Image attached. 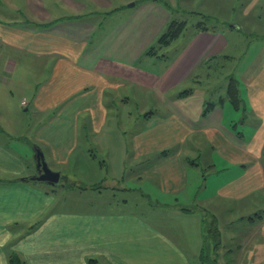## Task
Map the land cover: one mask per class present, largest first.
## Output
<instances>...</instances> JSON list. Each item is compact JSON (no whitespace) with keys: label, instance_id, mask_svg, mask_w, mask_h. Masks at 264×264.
<instances>
[{"label":"crops","instance_id":"crops-1","mask_svg":"<svg viewBox=\"0 0 264 264\" xmlns=\"http://www.w3.org/2000/svg\"><path fill=\"white\" fill-rule=\"evenodd\" d=\"M66 1L68 7L87 9L101 0ZM4 2L12 10L0 4L1 70L15 75L21 62L35 73L32 82L27 69L17 79L26 92L20 107L34 118L33 159L40 149L61 177L55 186L35 180L38 169L30 171L24 157L0 139V264H10L13 254L23 264H202L203 218L199 211L184 208L217 199L222 208L212 211L219 218L232 213L225 206L231 200L240 204L236 209L264 208V39L256 32L245 35L242 25L262 24L264 0H119L109 5L101 1L112 9L97 21L92 19L96 9L81 13L76 9L74 16H85L82 22L56 18L42 27L29 25L40 20L23 18L18 0ZM33 3L28 0L29 7ZM198 6L197 12L216 18L218 24L209 22L200 30L197 21L185 39V33L176 39L169 55L160 54L162 49L148 53L172 19L183 20L176 14H195ZM236 8L241 22L230 17ZM5 48L15 58H7ZM142 56L161 63L159 70L137 65L136 58ZM232 78L237 81L240 107L228 93ZM9 83L2 79L1 84ZM136 90L147 102L154 99L166 109L170 102L173 107L147 112L146 125L127 139L111 124L120 118L116 103H128L130 92ZM198 98L201 102L195 106ZM243 105L251 113L239 124L226 109L242 115ZM247 133L252 138L246 142ZM194 136L204 137L199 144L188 142ZM91 137L95 148H111L115 155L110 154L111 161L119 158L120 149L122 163L131 158L145 167L161 195L184 196L187 203L136 211L127 207V199L117 200V188L105 186L111 177L100 175L94 184L83 183L89 179L70 168L93 164L88 162L92 149L80 152L81 143ZM203 146L220 164L211 161L212 168H219L212 174L217 187L205 198L199 189H207L209 179L195 182L192 174L193 169L199 174L196 159ZM107 163L110 166L107 160L98 164ZM113 180L122 181L117 175ZM96 183L99 187L93 188ZM254 220L259 240L253 241L249 257L240 256L239 264H252L264 250V219L259 214Z\"/></svg>","mask_w":264,"mask_h":264},{"label":"rangeland","instance_id":"rangeland-1","mask_svg":"<svg viewBox=\"0 0 264 264\" xmlns=\"http://www.w3.org/2000/svg\"><path fill=\"white\" fill-rule=\"evenodd\" d=\"M4 1L5 0H0V4H2L6 10H12L11 6ZM18 1L22 4L21 8L23 10V15H25L23 18L28 19L32 17V19L35 21L40 20V22L37 23L35 22L34 24H29V25L42 27V26L52 25L51 22L49 21L51 19H56V18H61V19L66 18L68 20L73 19V21L79 19L82 22V18H84L85 16H81V17L74 16L76 9H78L79 13L83 12V10H85L86 12H91L89 11V9H91L92 11L96 9L95 11H93L95 12L96 18H92V19L97 21L99 18H101L100 15L101 13H106L112 9V8H106L109 6L103 4L101 1L109 5L110 2L116 3L119 0H101L98 1L97 4L93 6L92 5L89 6L87 9L82 7H78V8L68 7V5H66L67 4L66 0H32L35 3H33V6L31 7L28 6V0H18ZM32 7L37 8L39 12L36 13L31 12V9H33ZM97 7H102V8L98 9ZM200 9L201 8L198 6L195 10L196 11L195 14L194 13L191 14L188 12H182V15L179 14V16L178 14H176L177 18H181L183 20L185 19L188 22V28L184 32L185 34L182 35L183 37L186 36L189 30L193 29V24H195L197 21L204 20L201 15L197 14L199 13L197 11H199ZM234 10L235 12H232L230 17H233L234 19L238 20V22H241L242 17L238 13V8ZM218 17L220 19H223V17L221 16ZM214 20L210 21L211 22L210 25L214 26L218 24V22ZM261 21L262 24H242L245 27L243 33L248 36L249 32H256L258 33L257 35L262 36V37L259 36L260 39H264L263 38L264 19ZM56 30L57 31L59 30V26L56 27ZM254 40L255 39H253V44L256 43L254 42ZM176 41L177 40H175L171 44V46L163 48L160 51V54L169 55L172 52L169 50L172 48L174 49V47L176 46L175 45ZM3 50H4L3 52L6 53L7 58H15L13 53L6 52L8 51L6 50V48ZM251 53L252 50L249 52V54ZM1 61H0V82L2 83V79H4L5 81L10 80V83L9 84L0 83V139L5 143V145L9 150L17 152L21 157H24V159L28 163L30 171H32L35 168L38 169L37 161L35 157H34L35 161L33 159V149H34L33 141H34V135L36 133V129L32 128L34 118L31 116V113H29V111L26 112L25 108L20 107V102L22 100L21 97L26 92H23V89L21 88V86H19V83H17V79L21 77L22 71L27 69V74H28L27 78L29 82H32L33 80L32 77L34 76L35 73L34 72L32 73V71L29 70V66H21L22 65L21 62H19L20 64L18 67V71L16 72L15 75L3 73V71L1 70ZM135 63L143 68H147L153 71L159 70L161 64L149 58H145L143 56L136 58ZM216 77L219 76L216 74ZM199 88H203V87H199ZM123 93L124 92L121 91L120 95H122ZM130 94H131L130 101L128 103L121 101L116 103V107L118 111L115 110V112H118L120 118L118 120H113L111 124V127L113 129H115L116 126H118V128L120 127L122 131L125 132L124 136L127 139H130L133 132H137L138 130H141L142 127L146 125L143 116L147 112L152 111L154 109L155 110L157 109V111L158 110L169 111V109L173 107V104L170 102H167V109L164 107V105L161 102L156 103L154 99H152V101L147 102L146 97L140 96L143 94L137 90L134 93L130 92ZM197 95L199 96L200 94ZM208 100H210V98H208ZM199 102H201L200 98L196 99L195 103L193 104L195 106H198ZM244 109L245 106L243 105L242 115L241 114L236 115L233 112L229 113L230 111H228L227 109H226V113L228 114V117L234 116L235 118H233V121L239 123V121L243 119V116H245V114L251 113L250 110H244ZM126 110L128 111L126 112ZM241 130H242L241 128L238 129V131L240 132ZM202 137L204 136H194L188 142L191 143L196 142L199 144L198 140ZM251 138H252L251 134L248 133L245 134L246 142L249 141ZM93 142L94 141L92 140L91 137L87 139L84 143H81L80 152H82V150L86 148L88 150L92 149L90 150L89 153L90 155H93V159L92 160L88 159V162L89 164L97 163V165L94 166L92 164L91 166L88 167L72 166V168H70L71 171L77 172L78 176L87 177V179H89L88 182L84 181L83 183L94 184L95 182L92 181L96 180L97 177L100 175L105 178L111 177L112 179L108 180L106 183L103 182L105 186L117 188L119 190L116 193L117 200L121 202L124 199H127L128 200L127 207L129 209H133L136 211L142 210L150 206L160 207L161 204H166V203L167 204H173L176 202L181 204L187 203L186 202L187 198H185L184 196L181 197V196L172 195L170 196V198H167L161 195L159 188L150 179L151 176L149 174L144 173L145 167H141L140 165L134 163L131 160V158L125 160V162L122 163L121 159L123 153L120 151V149L118 151L119 158L117 160L116 158H114V160L111 161L110 154L114 155V152L111 151V148H108V151H103L96 147L98 149L97 150ZM204 143L205 141L203 139L200 142V144L204 145ZM80 152L77 151L76 154H79ZM168 153L173 154L174 152L169 151ZM197 153L199 157L196 159V161L199 167V174L201 175L199 176L198 171L196 169H193L192 174L194 173L193 177L195 178L193 180L195 181L198 180V178H203V177L209 179L207 189H203V188L199 189L200 193H202L201 198H205L207 195L209 196L210 193L213 192V187L214 188L217 187L214 180L215 175L212 174L214 171H217L214 169H219L217 167H220V164L218 163L219 161L216 158L208 157V154L210 153L208 146L199 147ZM28 155H30L29 158ZM190 155H194L193 152H190ZM100 160H107L110 163V166L107 163L108 166L105 165V167H99L98 163ZM211 161H213L218 166L212 168V166H210ZM124 164L125 166H123ZM116 175L118 179L122 180L121 182L117 181L119 182L117 183L115 180H113ZM139 176L145 177L144 180L137 179ZM132 178L136 180L131 181ZM80 185H84V184H80ZM95 185H100V184L96 183ZM106 194L107 196L110 195V193H106ZM239 205H237L235 201L231 200L230 203H227L225 206L230 208L232 210V213L221 215L220 218L212 211L214 208L218 211L222 208L220 207L222 206V204H218L217 199L211 200L208 203L206 202V204H201V206L199 207V211H202L205 208L207 209V212L209 211L218 218V223L220 225V229L223 235V243L221 245V248L218 249L217 251V259L216 261L212 260L211 264H239L240 256L242 255L246 258L249 257L250 249L255 244L253 243V241L255 239L257 241L259 240V237L256 234V231L258 229V221H255L254 218L255 215L261 214L262 218L264 219V208H261L260 212L259 210H257L256 212L254 209H250V208L236 209L235 206H239ZM200 213L203 217V213L202 212ZM259 254H260L259 257L253 258L251 260L252 264L264 263V250ZM205 263L208 264L209 261H205Z\"/></svg>","mask_w":264,"mask_h":264},{"label":"trees","instance_id":"trees-1","mask_svg":"<svg viewBox=\"0 0 264 264\" xmlns=\"http://www.w3.org/2000/svg\"><path fill=\"white\" fill-rule=\"evenodd\" d=\"M197 14L202 15L204 19L199 21V23L197 24L198 28L200 30L207 29V24H209L212 18L201 13ZM187 27L188 23L186 20L172 19L166 31L160 36L157 43L150 48L148 53L150 55L158 54L159 50L170 46L178 37H180L187 29ZM228 93L234 106H242V100L239 95L237 81L233 78L231 79ZM92 187L94 188L99 186L93 185ZM184 209L186 211H199L198 206H192ZM199 212L203 213L202 218L204 230V246L200 259L202 264H206L205 261H209L208 264H211L212 260L216 261L217 259V251L221 248V245L223 243V235L218 223V218L214 214L210 213L209 211L207 212V209L205 208ZM10 264H23V261L17 254H13L11 256Z\"/></svg>","mask_w":264,"mask_h":264},{"label":"water","instance_id":"water-1","mask_svg":"<svg viewBox=\"0 0 264 264\" xmlns=\"http://www.w3.org/2000/svg\"><path fill=\"white\" fill-rule=\"evenodd\" d=\"M35 157L38 167V175L35 177V180L47 183L51 186L58 184L60 182L61 174L50 168L45 159L44 153L38 149Z\"/></svg>","mask_w":264,"mask_h":264}]
</instances>
